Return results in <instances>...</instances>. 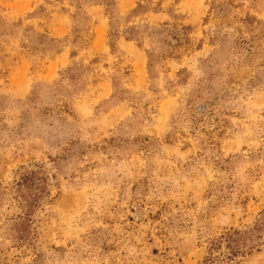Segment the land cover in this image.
I'll return each instance as SVG.
<instances>
[{
  "label": "rangeland",
  "instance_id": "obj_1",
  "mask_svg": "<svg viewBox=\"0 0 264 264\" xmlns=\"http://www.w3.org/2000/svg\"><path fill=\"white\" fill-rule=\"evenodd\" d=\"M33 165L35 244L0 230V264L223 254L264 214V0H0V192Z\"/></svg>",
  "mask_w": 264,
  "mask_h": 264
},
{
  "label": "trees",
  "instance_id": "obj_2",
  "mask_svg": "<svg viewBox=\"0 0 264 264\" xmlns=\"http://www.w3.org/2000/svg\"><path fill=\"white\" fill-rule=\"evenodd\" d=\"M50 175L43 165L24 167L17 171L11 184L0 192V212L7 201L12 202L18 213L1 223L4 238L14 247L35 244L36 219L50 195ZM264 234V214L257 223L245 230H232L219 240L211 242V250L225 252L209 257L207 264H235L236 260L251 254ZM37 258V259H36ZM38 260V255L36 256Z\"/></svg>",
  "mask_w": 264,
  "mask_h": 264
}]
</instances>
